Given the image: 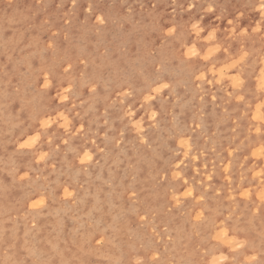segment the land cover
Returning a JSON list of instances; mask_svg holds the SVG:
<instances>
[{
	"label": "rangeland",
	"instance_id": "1",
	"mask_svg": "<svg viewBox=\"0 0 264 264\" xmlns=\"http://www.w3.org/2000/svg\"><path fill=\"white\" fill-rule=\"evenodd\" d=\"M262 3L0 0V264H264Z\"/></svg>",
	"mask_w": 264,
	"mask_h": 264
},
{
	"label": "snow or ice",
	"instance_id": "2",
	"mask_svg": "<svg viewBox=\"0 0 264 264\" xmlns=\"http://www.w3.org/2000/svg\"><path fill=\"white\" fill-rule=\"evenodd\" d=\"M260 11L262 12V13H264V3H262V5H261V8H260ZM232 23V21L231 20H229V24H231ZM193 27H199L198 25H194ZM214 36H215V33L213 32V33H209V35H208V37H207V39L208 40H213L214 39ZM217 51H219V49H217ZM209 54H211V50H210V53ZM208 57H205V59H207ZM240 62L239 61H237V62H234L232 65H231V69L232 70H236V68H237V64H239ZM262 73H264V70H262ZM234 80L237 78L236 76H233L232 77ZM240 83H242V81H240ZM234 87L236 86L235 84L233 85ZM164 87H167V85H165ZM260 89L261 90H264V81H262L261 82V84H260ZM262 107H264V106H262ZM27 145H21V147H26Z\"/></svg>",
	"mask_w": 264,
	"mask_h": 264
},
{
	"label": "bare ground",
	"instance_id": "3",
	"mask_svg": "<svg viewBox=\"0 0 264 264\" xmlns=\"http://www.w3.org/2000/svg\"><path fill=\"white\" fill-rule=\"evenodd\" d=\"M22 5V4H21ZM23 6V5H22ZM25 6H26V4H25ZM19 9V8H18ZM25 9V8H24ZM24 9H23V7L21 8V10H23L24 11ZM23 11H22V13H23ZM56 22V21H55ZM10 43V42H9ZM47 121H49V120H47ZM29 136V135H28ZM18 145V144H17ZM261 146V145H260ZM259 147V146H258ZM3 173V172H2ZM31 196V195H30ZM40 201V200H39ZM0 205L2 206V203L0 202ZM209 217H210V215H209ZM208 217V218H209Z\"/></svg>",
	"mask_w": 264,
	"mask_h": 264
}]
</instances>
